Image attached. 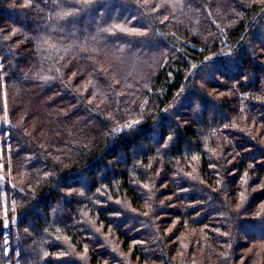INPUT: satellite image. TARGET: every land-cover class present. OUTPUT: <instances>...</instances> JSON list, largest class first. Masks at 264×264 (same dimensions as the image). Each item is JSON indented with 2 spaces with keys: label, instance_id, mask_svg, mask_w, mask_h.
I'll list each match as a JSON object with an SVG mask.
<instances>
[{
  "label": "trees",
  "instance_id": "16d2710c",
  "mask_svg": "<svg viewBox=\"0 0 264 264\" xmlns=\"http://www.w3.org/2000/svg\"><path fill=\"white\" fill-rule=\"evenodd\" d=\"M11 1L0 0V264H86L83 251L88 264H168L165 209L195 229L187 256L201 246L238 264L240 236L264 226L248 192L264 180L253 127L264 123V0ZM243 190L245 221L226 200ZM166 191L177 209L162 206Z\"/></svg>",
  "mask_w": 264,
  "mask_h": 264
},
{
  "label": "rangeland",
  "instance_id": "374dc122",
  "mask_svg": "<svg viewBox=\"0 0 264 264\" xmlns=\"http://www.w3.org/2000/svg\"><path fill=\"white\" fill-rule=\"evenodd\" d=\"M11 3H12L11 6L14 5L17 7H18V3L23 4V5L27 4V2L23 1V0H14V1H11ZM91 19H93V18H91ZM87 21H89V20H87ZM2 32L7 33L4 35L5 37L10 36L5 29ZM109 76L111 78H114L115 81H117V79H118L114 73L110 74ZM217 82H221V81H217ZM85 85H86L85 82H81L80 85H76L75 87L77 89H82ZM206 90L208 91V93H210L213 97H216L217 99L224 96V93L218 89H214V90L206 89ZM1 101H2L3 106L5 108H8V103H6V95L4 93L2 94ZM195 109L197 110L198 108H195ZM181 115L182 116L185 115V116L183 118H179L180 121L184 122L185 120H188V116H187L188 113H185V111H182ZM32 117L33 116H31V115H30V117L27 116L25 119V123L27 121L29 122V132H31L34 135L35 131L37 134V128L36 127L38 126L39 122H41V121H40V119H37V120L35 119V121H33L34 118H32ZM0 118H1V116H0ZM7 119H8V115L6 114L4 120L8 121L9 119L8 120ZM18 120L19 121H16V122H21L22 117ZM14 121H15V119H14ZM34 122L37 125L36 127L34 125ZM253 127H254V136L256 137L257 141L262 146H264V123L260 122L259 124L253 125ZM38 136L40 138H43L42 136H44V134L38 133L37 137ZM217 151H218V153H217ZM216 153L220 154V151L217 149ZM228 159L229 160H228L227 165H230V167H231L234 164V162L236 161L235 155H232V153L229 154ZM195 163H199V160H197V162H195ZM195 163L193 165L188 164L189 166L185 165L188 173L190 175H192L193 177L196 174L197 169L199 167V165H195ZM215 173H217V175H218L219 172L216 170ZM230 175L232 177L236 176V172L232 171L230 173ZM241 183L242 182L239 180V187H240ZM164 184L167 185V182H165ZM206 186H208V185H206ZM168 190H169V188H168ZM263 191H264V180L261 181V183H259V184L254 183V185L252 187H250V190L248 191L249 194L254 196V200L256 202H258L256 208L254 209L256 215H254L253 217H258V216L264 214V200L263 201L259 200L260 196H264V194L262 193ZM244 193H245L244 190L240 191L239 194L236 193V191H234L232 193L233 195H231L230 197L226 196V200H228V202L230 203V206L232 208L231 211L234 212V214L238 212L240 220L245 221L248 218L247 217L248 213L243 211V208H242L243 207L242 205H243ZM162 198H163V199H161L162 206L166 207L168 209H177L181 205L180 202L176 200V196L174 194H170V191H166L164 193V197H162ZM186 201L185 202L187 204L188 200H186ZM124 205L129 206V203L124 202ZM198 205H200V204L198 203ZM146 206L142 212H145V213L147 212V214H148L147 217H148L150 214V206L148 204ZM201 211L202 210H200L199 212H201ZM138 213L142 214L141 212H138ZM160 214L161 215H159V218L156 219L157 229L159 231V234L164 238V240L166 242V247H171L173 245H175L177 247V249L172 252V253H174L175 257L172 258L171 262H169L168 264H182L186 260V257L190 258V260H189L190 264H214L215 263V260L212 259L211 255L205 249H202L201 246H197L198 244L195 245V246H197V248L195 250L196 253L194 252L193 254H191V256L190 255L187 256L186 255V253H187L186 249L188 248L187 243L190 241L189 240L190 239L189 234L193 230L195 231L194 227L191 228L188 224L187 225L185 224L183 227H180V219L177 215L174 214L173 211H167L165 209V211H162V213H160ZM209 220L210 221L207 223V225L210 226L208 229L209 230L208 232H211L213 230L212 228H214L215 226L216 227L219 226V224H217L216 221L218 219L215 216H211L209 218ZM263 229H264V226L260 225L258 228V234L256 236V238H258V239L255 238L254 240L252 239V237H253L252 230L248 227L245 229V230H247V233H245V234L243 233V235L240 236V239H238V244L236 246L239 249V251L237 252V256H236V262L238 264H264V230ZM98 230L100 232L104 233L106 240H108V244L115 247L116 250L122 254V256L131 257L130 252H128V253L123 252L124 250H123L121 244L118 242L116 235L112 232L113 231L112 229H110L111 231L106 232L103 229V226L101 225L98 227ZM229 233H230L229 230H227V229L224 230L225 237L226 236L228 237ZM204 238H205V236L202 239H204ZM133 239H137V238H133ZM225 242H226V246H228V242L227 241H225ZM67 244H68L69 249H72L76 252V248L74 246H72L69 241L67 242ZM88 245H90V244H88ZM224 245L225 244L220 245V246H222V248H224L225 247ZM223 250L224 249H222V252H223L222 254H224ZM220 253L221 252H218V254H220ZM255 253H257V254H255ZM78 254L85 256V259H87L89 261L86 251H83L82 253H78ZM253 254L256 255L257 257H255V258L251 257ZM210 259H211V261H210ZM88 261L86 262V264L89 263ZM164 262H166V261H164ZM134 264H136V262ZM143 264H148V263H143ZM150 264H164V263L158 261L156 263H150Z\"/></svg>",
  "mask_w": 264,
  "mask_h": 264
},
{
  "label": "snow or ice",
  "instance_id": "6c2138e0",
  "mask_svg": "<svg viewBox=\"0 0 264 264\" xmlns=\"http://www.w3.org/2000/svg\"><path fill=\"white\" fill-rule=\"evenodd\" d=\"M85 2H87V0H85ZM135 123H139V121H136ZM126 127H127V128H131V127H132V125H131V124H129V125H126ZM169 139H170V137H169Z\"/></svg>",
  "mask_w": 264,
  "mask_h": 264
}]
</instances>
